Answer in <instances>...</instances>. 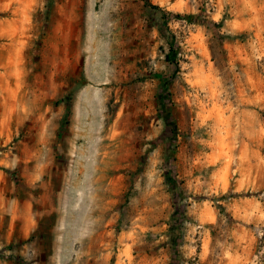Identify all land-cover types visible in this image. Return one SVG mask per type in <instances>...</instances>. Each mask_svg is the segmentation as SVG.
<instances>
[{
  "label": "rangeland",
  "instance_id": "rangeland-1",
  "mask_svg": "<svg viewBox=\"0 0 264 264\" xmlns=\"http://www.w3.org/2000/svg\"><path fill=\"white\" fill-rule=\"evenodd\" d=\"M0 264H264V0H0Z\"/></svg>",
  "mask_w": 264,
  "mask_h": 264
},
{
  "label": "trees",
  "instance_id": "trees-1",
  "mask_svg": "<svg viewBox=\"0 0 264 264\" xmlns=\"http://www.w3.org/2000/svg\"><path fill=\"white\" fill-rule=\"evenodd\" d=\"M166 59H167L168 61H170V62L173 61V60L171 59V55H170V54H167V55H166Z\"/></svg>",
  "mask_w": 264,
  "mask_h": 264
}]
</instances>
